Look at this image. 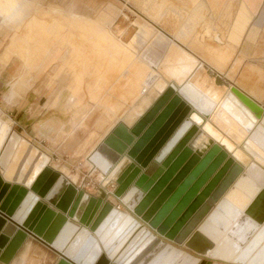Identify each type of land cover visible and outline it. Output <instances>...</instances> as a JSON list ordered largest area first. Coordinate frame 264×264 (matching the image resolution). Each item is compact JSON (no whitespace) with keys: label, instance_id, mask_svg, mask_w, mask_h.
<instances>
[{"label":"bare ground","instance_id":"6f19581e","mask_svg":"<svg viewBox=\"0 0 264 264\" xmlns=\"http://www.w3.org/2000/svg\"><path fill=\"white\" fill-rule=\"evenodd\" d=\"M154 89L160 93L157 101L168 89H173L181 103L174 105L173 99L140 140L135 135L143 129V121L131 127L115 125L87 158L101 174L114 178L125 166L127 158L122 157L125 151L132 150L136 143L132 155L147 167L136 186L130 183L137 169L128 178L124 175L118 194L125 193L122 202L171 244L154 243L150 233L142 230L121 253L138 228V222L120 212V208L114 209L108 203L102 206L100 201L80 190L67 214L53 208L33 191L45 177L52 178L54 169L48 167L51 159L29 148L24 139L12 132L0 150V211L15 222L0 216L2 263L10 262L25 232L35 235L44 217L51 228L41 233V239L51 248L65 252L74 264H108L111 260L118 264L206 262L200 258L228 264H264V186L256 181V167L251 164L248 168L246 159L234 150L232 154L244 165L231 155L226 156L229 151L224 144H219L204 127L212 121L218 107L209 105L190 82L181 87L162 84ZM230 91L250 109L235 88ZM204 101L205 107L202 106ZM150 102L147 99L143 104L146 106ZM184 108L189 110L187 116L171 134ZM194 115L202 119L201 125L193 123ZM257 136L264 139L259 127L248 134L245 145L264 161V146ZM167 137L169 139L162 146ZM168 149H172L173 155L167 158L164 153ZM7 183L15 186L1 200L8 189ZM53 183L49 192L54 196L66 183L72 185L63 175L55 177ZM69 218L76 223H71ZM7 241L8 245L3 247Z\"/></svg>","mask_w":264,"mask_h":264},{"label":"rangeland","instance_id":"374dc122","mask_svg":"<svg viewBox=\"0 0 264 264\" xmlns=\"http://www.w3.org/2000/svg\"><path fill=\"white\" fill-rule=\"evenodd\" d=\"M201 6L202 0H200L198 10L193 9L190 13L179 12V18L176 17L177 14L175 15L177 20L181 19V22L189 26L184 32L186 38L184 41L189 40L192 43L185 47L191 51L190 54L198 60L199 65L204 63L211 65L213 61L226 65L222 72L225 75L223 78L230 82L232 86L248 95L264 111V58H262L264 55L254 54L249 60H231V55L227 52L228 47L220 46L219 43L213 40V36H218L222 43L224 33L210 19L208 12L205 9H200ZM192 7L193 5L189 2V9ZM123 9L124 11L116 13L114 18L119 16V25H124V28L118 27L116 21L111 24L106 22L104 14H95L93 20H85L72 14L68 17L69 13L66 16L61 13L60 23L50 25V29L45 24L36 21L29 24L28 32L32 36L34 34L35 36H47L49 35L48 32L52 33V30L55 28L56 33L51 34V37H55V44L50 46L30 44L28 46L29 53H27V58L23 62L28 67H23L21 75L17 78L16 82H13L24 84L22 86L17 85L15 96L12 99L8 98L10 97L9 90L5 95L0 94V137L6 131L5 123L10 127L11 132L19 134L21 128L18 121L20 118L34 120L42 117H55L54 123L52 122V131L48 133L53 136V140L41 142L40 145L42 147L35 146L26 140L28 147L35 148L38 152L47 155L51 159L48 167L51 170L54 169L55 173L62 176L58 171L64 168L70 176H77V182L74 186L77 190L83 191L95 200L100 201L102 206L108 203L114 209L121 207L122 213L130 215L138 222V228L128 240L121 253L129 247L132 240L142 230L150 233V236L154 238L152 239L155 241L154 243L162 241L166 244H171V242L147 225L141 216L135 214L134 210L122 202L125 193L120 196L117 195L120 188L119 180L124 175L128 178L137 169L135 177L130 183L131 186H136L137 180L145 170L141 164L128 155L129 150H126L124 156H122L127 158L125 166L114 178L109 177V174H101L100 170L92 168L87 156L105 135L110 132L114 125L122 124L124 127L126 126V123L123 121L125 113L130 112L140 101L138 98L135 102L130 100L137 94L136 86L131 84L133 77L138 80L137 73H139L143 78L142 81L146 83L149 80L147 70L152 75L157 70L159 73L157 78L162 76L166 79L163 71L165 61L170 58L168 56L172 55L173 57L181 51L174 46L177 44L166 39L161 33L154 31L147 22L139 18L142 17L143 19V16L147 15L146 13H143V16H141V14H134L127 6ZM164 15L166 14L164 13ZM157 16V23L163 25L164 20L160 18L163 16V13H158ZM45 18L50 21L52 20L50 14H45ZM107 25L108 28L106 27ZM199 25L200 27L197 28ZM206 29L209 31L208 34L204 33ZM202 35L203 37H201ZM117 37L122 38L125 42L117 44ZM105 38H111L112 42H114V47L120 48L126 54H130V56L133 54L132 57L135 58L140 57L138 64H141L138 67L135 65V72L131 68L127 69V62L122 60L121 57L117 55L110 56L113 53L110 55L107 53L109 43L107 44ZM133 39L135 41H132ZM151 41L153 44H151ZM164 42H166V53L162 56V59L154 62L146 58L147 54L145 52H148L150 48L155 51L158 50V53H160V48L164 47ZM101 45L103 46V50L101 49L100 51ZM154 46H157V49ZM52 47L57 49L58 55H61L60 50H63L65 58L58 60L59 62L55 60L57 62L48 72V75L44 77L45 80L41 84L39 82L36 83V79L33 78V73L38 71L36 66L39 61L44 59L43 56L48 54L46 53L48 49ZM36 49H39L41 53L34 54L33 52ZM220 51H224L225 54L219 53ZM78 54L81 55L80 58L77 57ZM38 55H40L39 60L37 59ZM82 55L88 57H85L87 58L86 61ZM107 56H110L112 59L108 60ZM232 57H234L233 54ZM101 58H104V61ZM135 63L137 64V62ZM58 72H64L61 78L54 76ZM167 80L169 79L167 78ZM10 86L11 84L8 87L9 89L11 88ZM126 89L129 90L128 93H126ZM145 96L147 95L145 94ZM30 98L34 99V102H31ZM40 98H42V101L39 103ZM70 98L73 102H69ZM45 100L47 102L45 107H40ZM156 101L152 100L153 105ZM31 104L32 107L30 106ZM248 112L246 123L241 124L234 118L232 119V121H235L233 123L226 124L224 119H220L222 121L219 124L223 129L229 128L225 129V131L227 130V134L231 139L226 137L224 140L226 139V142L236 152L241 153L242 157L246 159V165L248 163V165L253 164L264 177V171L259 167H264V161L245 145L248 134L255 127H259L260 132L262 131L260 122L251 120ZM141 119L142 116L138 121ZM208 127L215 135L222 136V133L217 132V130L210 126ZM127 129L130 130V128ZM256 138L264 146V139L258 136ZM226 156L229 158L230 154L226 152ZM28 171L29 168L25 174ZM186 252L193 255L188 250ZM200 259L206 261L203 264H228L219 260ZM110 264L118 263L115 260H111Z\"/></svg>","mask_w":264,"mask_h":264},{"label":"crops","instance_id":"0c3cea01","mask_svg":"<svg viewBox=\"0 0 264 264\" xmlns=\"http://www.w3.org/2000/svg\"><path fill=\"white\" fill-rule=\"evenodd\" d=\"M189 2H191V4L193 5V7L190 9ZM125 6H127V8L130 9V11H132L134 14H141V16H143V13H146L147 15H144L143 19L142 17L139 18L147 22L154 31L161 33L166 39L179 45L181 48L177 45L174 46H176L182 52H178L173 57L172 55L168 56L170 57L168 58L169 61H165L163 71L164 77L166 79H164L162 76L157 78L159 75L157 70L153 75L151 74V72L149 73V70H147V76L149 77V80L146 83L142 81L143 78L141 75H139V73H137L138 80L133 77V79L131 80V84H134V86H136L137 94L130 100L135 102L138 98V100L140 101L133 107V109H131L130 112L125 113L123 121L126 123V125H129V127H131L138 121L141 116H143V114H145L148 108H150V106L153 104L152 100L155 101L160 94L157 90L154 89V86L157 87L158 85L162 84L168 86L170 84H175L177 87H181L184 84L190 82L192 88L200 92V94H202L207 99L206 101L209 105L215 104V107H218L216 114L212 117V121L210 123H205L204 127H207L210 132L209 134L214 137L219 144H224L230 155L239 163H241V161L235 158V156L231 152L233 150H236L226 142V139L224 140V138L226 137H228L229 139L231 138L230 136H228L227 130L225 131V129H227L228 127L223 129V127L219 124L222 121L220 119H224V122H226V124L235 122L232 121V119L234 118L237 119L241 124L246 123V115L249 111V117L251 118V120H257L258 122H260L262 126L261 132L262 134H264V111L248 95L232 86L230 82L223 78L225 77V75H223L222 72L226 65L222 63H216V61L213 60V62H211V65L206 63L199 65L198 60L193 57L190 54L191 51L185 47L192 43L189 40L184 41L186 39L184 32L189 28V26L181 22V19L177 20L175 18V15L177 14L176 17L179 18V12L190 13L193 9H197L198 7H200V0H0V94L5 95L9 90L10 97L8 98L12 99L15 96V88L17 87V85L22 86L24 84L13 82H16L17 78L21 75L23 67H28V65L23 64V62L27 58V53H29L28 46L30 44L49 46L55 44V37H51V34L56 33L55 28L52 30V33L48 32L49 35L47 36H35V34L34 36H32L28 32L29 24H32L34 23V21H36L45 24L46 26H48V29H50V25L60 23L61 13H63L65 16L67 13H69V15H67L68 17L72 14L73 16H79L85 20H93V16L95 14H104L106 16V22L111 24L116 21L118 27L124 28V25H119V16H117L116 18H114V16L116 13L118 14L120 11H124L123 8ZM200 9H205L208 12L210 19L221 30V32L224 33V40L222 43L220 41L221 39L218 36H213V40L219 43L220 46L228 47V54H230L231 57L232 54L234 55V57H230L231 60H249L254 54L264 55V0H202V6ZM158 13H163V16L160 17L164 20L163 25L157 23ZM164 13L166 15H164ZM45 14H50L52 20L50 21L49 19H46ZM106 27L108 28V25ZM199 27L200 25L197 28ZM208 32V29L204 31V33L207 34ZM201 37H203V35ZM150 38L152 39V37ZM105 39L107 41V44L109 43V45L107 46V53L109 55L113 53V55L110 56L117 55L118 57H121L122 60L127 62V69L131 68L133 69V72H135V65H137L138 67L141 64H138V62L140 61V57L138 56L137 58H135L132 57L133 54L131 56L130 54H126L125 51H121L120 48L114 47L115 45L114 42H112L111 38ZM132 41L135 40L133 39ZM116 42L117 44H121L125 41L122 38L117 37ZM185 43L187 44L185 45ZM151 44H153L152 41ZM165 45L166 42H164V47L160 48V53H158V50L155 51L150 48L148 52H145L147 54L146 58L153 60L154 62L162 59V56L166 53ZM154 48L157 49V46H154ZM101 49L103 50L102 45L99 50L101 51ZM56 51L57 49L54 47L48 49V51L46 52L48 54H45V56H43L44 59L38 62V65L36 66L38 71L33 73V78L36 79V83L39 82V84H41V82L45 80L44 77L48 75V72L51 70V68H53L56 62L65 58L63 50H60L61 55H58ZM33 53L37 55L40 54L41 51H39V49H36ZM219 53L225 54L224 51H220ZM110 56H107L108 60L112 59L110 58ZM77 57L80 58L81 55L78 54ZM82 57L85 58L87 56L82 55ZM39 58L40 55L37 56L38 60ZM87 58H85V61L87 60ZM206 59L208 60L207 56ZM101 60L104 61V58H101ZM135 62H137V64ZM63 73L64 72H58V74H54V76L61 78ZM133 76H135V74H133ZM167 78L169 80H167ZM141 83H143V85H141ZM10 84L11 90L8 88ZM25 85H27V83H25ZM232 88H235L238 91V94L242 97L244 102H246V104L250 106V109H248V107L245 106V104H243L230 91ZM128 91L129 90L126 89V93H128ZM240 93L245 95L247 98L243 97ZM145 94L147 96H145ZM41 99L42 98L39 99V103L42 101ZM147 99H150L151 102L145 106V104L143 103L147 101ZM30 101L34 102V99L30 98ZM251 101L259 107H256ZM69 102H73L71 98L69 99ZM46 103L47 102L45 100L40 107L44 108ZM207 103L204 101L202 103V106L205 107ZM30 106L32 107V104ZM237 110H239L238 113ZM54 119L55 117L53 116L42 117L40 119L34 120L29 118H20L18 122L21 131L17 135L25 141H30L35 146L42 147L40 145L41 142L53 140V136L49 135L48 133L49 131H52V122L54 123ZM193 120V123L195 122L198 125L202 124V119L197 115L193 116ZM208 126L214 128L215 130H217V132L222 133V136L219 137L215 135ZM5 130L6 131L4 135L0 137V150L2 149L9 135L12 133L10 127L6 123ZM206 136H208V134ZM96 147H94L90 151V153ZM51 153L53 154L52 151ZM238 153L241 155L240 152ZM164 154L168 158L169 156L173 155V151L172 149H168ZM241 164L244 165L243 163ZM248 164L247 167L249 168V166L251 165ZM259 167L262 171H264L263 166ZM256 169V181L261 185L263 184L262 186H264L263 174L260 172V170H258L257 167ZM245 171L250 175L249 171H247L246 169ZM58 172H60L73 186H75L77 182V176H70L64 168H62ZM99 176L102 177L101 175ZM251 177L253 179L256 178L254 177V175H252ZM7 184L8 189L5 191L4 196H2L1 200L5 199L11 191L12 186H15L12 183ZM119 208L120 212H122L121 207ZM0 215L3 216L1 213ZM6 220H8V218H6ZM69 221L71 223H76L70 218ZM77 226L81 227L82 225L78 224ZM50 228L51 227L49 226L48 221L43 217L40 225H38L36 229V236L24 231V239L16 248L14 255L12 256L10 262L7 264H63L64 261L60 256L63 251L51 248V246H49L44 240L41 239V233L44 230V232L47 233ZM90 236L93 235L91 234ZM8 243L9 241L5 243L4 247L7 246ZM177 248L186 252L183 247L177 246ZM0 263L4 264L1 261Z\"/></svg>","mask_w":264,"mask_h":264},{"label":"water","instance_id":"95a60500","mask_svg":"<svg viewBox=\"0 0 264 264\" xmlns=\"http://www.w3.org/2000/svg\"><path fill=\"white\" fill-rule=\"evenodd\" d=\"M178 98V99H177ZM174 99V100H173ZM172 100L174 101V105L176 103H181V100L179 99V97L176 95L175 91H173L172 89H168L162 97H160L158 99V101L152 106V108H150V110L142 117L141 121H143V129L136 134V139H142L144 136V132L148 129V127H150L151 125L156 123V120L159 116V114L166 108L169 106V104L172 102ZM189 110L186 111V108H184L183 110V116L179 119L178 122L175 123L171 131V134L176 130V128H178L182 121L186 118L187 113ZM171 134L169 135V137L171 136ZM169 137H167V139L164 140V142L162 143V146L166 143V141L169 139ZM137 140V141H139ZM136 145V143H135ZM132 147V150L130 149L128 151V155L131 156L135 161H137L139 164L142 165L143 168L147 167V164H144V162L142 163V161H138L133 155H132V151L135 148ZM161 146V147H162ZM155 146H152V149H154ZM161 147L159 148V150L161 149ZM157 150L154 152V156L157 154ZM154 156H152V158L150 159L152 161V159L154 158ZM150 162V161H149ZM51 171V170H50ZM52 172V171H51ZM191 174V173H190ZM200 174V172L198 173V175ZM197 175V176H198ZM61 175L57 174V173H53V176H51L52 178H44L42 180V182H40V186L39 188H36L35 190H33L35 193H37V195L42 198L44 201H46L49 205L53 206L56 210H58L59 212H61L62 214H67L73 203L74 200L77 196V189L70 185L69 183L65 184V187L63 188L62 191H60L58 194L56 193V196H54L52 193H50L49 191L51 190V188L53 187V180L55 179V177H58ZM200 176V175H199ZM198 176V177H199ZM54 177V178H53ZM189 177V176H188ZM187 177V178H188ZM119 184L121 187V183L119 180ZM120 189V188H119ZM119 191V190H118ZM9 195V194H8ZM117 195L120 196V194ZM169 204V203H168ZM171 204H169L170 206ZM0 213H3L2 211H0ZM3 218H8L9 222L15 223L13 222V220H11L9 218V216H7L6 214H2ZM1 216V215H0ZM18 225V224H16ZM18 228H20V226H17ZM154 229V228H153ZM7 243V242H6ZM4 247V246H3ZM61 258L63 259L64 263L63 264H74V262L66 256L65 252L60 254ZM117 263V262H116ZM110 264V262L108 263Z\"/></svg>","mask_w":264,"mask_h":264},{"label":"built area","instance_id":"2783aa9c","mask_svg":"<svg viewBox=\"0 0 264 264\" xmlns=\"http://www.w3.org/2000/svg\"><path fill=\"white\" fill-rule=\"evenodd\" d=\"M115 209H119V207L118 208H115Z\"/></svg>","mask_w":264,"mask_h":264}]
</instances>
